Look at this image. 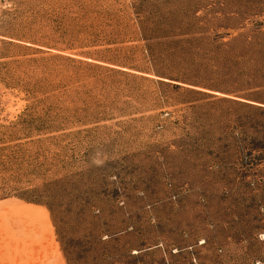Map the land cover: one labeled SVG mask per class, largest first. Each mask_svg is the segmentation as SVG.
<instances>
[{"label":"rangeland","instance_id":"rangeland-1","mask_svg":"<svg viewBox=\"0 0 264 264\" xmlns=\"http://www.w3.org/2000/svg\"><path fill=\"white\" fill-rule=\"evenodd\" d=\"M0 264H264V0H0Z\"/></svg>","mask_w":264,"mask_h":264}]
</instances>
